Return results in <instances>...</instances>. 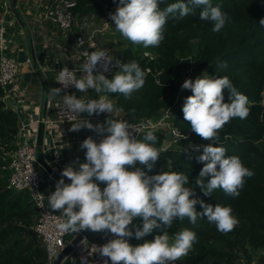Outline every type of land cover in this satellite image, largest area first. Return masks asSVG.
Returning a JSON list of instances; mask_svg holds the SVG:
<instances>
[{"label":"clouds","instance_id":"9594fccd","mask_svg":"<svg viewBox=\"0 0 264 264\" xmlns=\"http://www.w3.org/2000/svg\"><path fill=\"white\" fill-rule=\"evenodd\" d=\"M198 6H203L200 19L211 21L212 31L220 32L228 16L219 6L213 7L210 0L176 2L164 10L160 9L159 0H118L116 10L109 13V18L123 38L147 48L158 46L163 40L164 26L170 14L174 19H182ZM259 23L264 27V18ZM83 55L87 59L81 65L82 78L77 79L73 70L65 66L58 72L57 82L64 89L73 85L79 92L92 89L102 95L88 101L64 95L63 107L69 113L92 116L120 111L114 109L106 94H122L130 98L145 83V71L135 61L122 63L114 60L106 49ZM113 65L119 70L108 79L103 73L110 71ZM221 67H227L226 62ZM94 71L97 74L94 75ZM62 88H51L49 95L59 96ZM181 89L192 93L184 100L183 119L202 140L211 141L202 146V154L196 157L203 163L195 178L196 187L205 196L218 188L228 196H239L245 178L252 177L254 172L245 167L238 156L225 157L227 150L212 146V142L218 140L219 131L233 118H247L250 112L247 96L238 92L227 76L185 79ZM225 89L229 93L227 103L224 102ZM82 128L102 139L97 142L91 136L85 138L80 148L85 150L86 162L80 163L77 158L65 166L61 178L55 183V190L46 198L42 195L41 200L47 199V207L52 212L63 214L64 219L57 224L61 233L90 230L102 233L104 238L112 237L95 248L102 264H174L179 261L193 249L197 237L189 229L170 236L167 229L176 219L183 221L187 218L195 224L198 218H206L225 235L237 226L238 220L232 215L231 207L213 206L192 198L195 192L185 187L189 178L184 173L148 175L137 166L151 171L160 157V151L154 146L157 137L153 131H147L143 141L137 140L127 121L110 118L95 125L85 119L72 124L69 131L78 132ZM191 147L199 152L201 146ZM64 178L70 183H65ZM99 184L105 185L103 189ZM197 204L202 211L196 210ZM137 218L142 222L140 226L133 224ZM161 228L162 234L156 235L152 241L145 240L133 246L126 239L141 240L154 229Z\"/></svg>","mask_w":264,"mask_h":264},{"label":"trees","instance_id":"16d2710c","mask_svg":"<svg viewBox=\"0 0 264 264\" xmlns=\"http://www.w3.org/2000/svg\"><path fill=\"white\" fill-rule=\"evenodd\" d=\"M75 5L70 8L74 17L94 15L101 18L118 0H70ZM188 0H159L164 10L168 5ZM213 7L219 6L228 19L220 32H213V23L200 19L203 6L192 8L189 15L174 19L170 14L164 26L163 40L158 46L133 50L131 43L117 55L122 63L135 61L145 71V83L134 91L130 98L122 94H108L116 99L117 109L125 117L150 119L169 108L171 99L181 87L184 70L190 65L182 61L191 50L192 43H198L201 50L193 58L195 71L201 76H227L238 92L247 96L250 109L246 119L233 118L218 133V140L212 146H222L227 156H238L245 167L254 172L245 178L239 196L226 195L222 189H215L205 196L196 187L203 163L196 157L203 152V145L211 141L202 140L183 119L182 106L187 96L186 90L179 104L174 108L173 119L182 138L172 147L161 151L165 137H157L155 147L160 157L151 171L140 166L148 175L162 172H182L189 178L185 187L194 189L195 196L206 204L229 206L238 220L237 226L228 234L217 231L206 218H198L195 224L187 218L174 220L167 229L170 236L183 229L196 233L197 242L187 256L174 264H264V27L259 21L264 18V0H210ZM192 7L191 5H189ZM153 49L156 57H144L143 50ZM226 62L227 67H221ZM112 76L108 77L111 79ZM224 102H229V93L223 92ZM4 92L0 89V264H48L46 251L32 230L37 218L35 206L25 191L7 188L10 175L11 153L15 148V136L19 120L15 112L5 107ZM144 134L140 136L143 141ZM150 143V142H149ZM191 146H201L199 152ZM187 149V151H185ZM191 156V159H189ZM197 211H202L196 205ZM137 220L142 223L138 218ZM163 229L153 232L141 240L126 238L133 246L152 241Z\"/></svg>","mask_w":264,"mask_h":264},{"label":"crops","instance_id":"0c3cea01","mask_svg":"<svg viewBox=\"0 0 264 264\" xmlns=\"http://www.w3.org/2000/svg\"><path fill=\"white\" fill-rule=\"evenodd\" d=\"M9 2L11 7V0ZM68 2L74 1L18 0L17 8L15 10L11 9L14 12L9 11L7 13H3L0 7V20L4 21L5 29L3 53L13 58L19 65V73L16 80L10 86L8 93L5 92L2 100L6 108L16 113L20 126L21 124H27L28 132L34 139L36 138L37 125L33 123L40 117L46 101L45 119L49 122H53L55 119L54 106L60 100V95L53 97L49 95V92L51 88H58L55 82L56 63L63 67H77L79 63L76 56L74 36L79 32L78 23L81 17H75L72 29L65 32L61 31L56 23V13L63 10ZM2 4L3 0H0V6ZM15 14L18 15L20 22L16 20ZM92 16L94 18L93 25L91 28L83 30L85 36H91L100 46L102 40L106 39L116 43V48L121 49L118 51L126 49V46L122 47V41L117 39L116 29H114V32L110 30L103 34L97 31L103 16L99 19L94 15ZM104 37L106 38L103 39ZM32 50L35 62L32 59ZM34 64H36L37 68ZM75 95L78 99L88 101L94 98L98 99L102 93H95L92 89H88L87 92L77 91ZM106 95L112 101L114 109H117L116 99L108 94ZM108 118L122 120L128 117L115 110L112 113L94 114L92 116H88L86 113L80 114V121L87 119L94 125L103 123ZM71 126L68 124L54 127L46 126L45 129L44 146L40 155L43 156L46 163L57 174V180L61 178L62 169L77 158L80 163L86 162L85 150L80 148V144L89 136L94 140L97 137L94 132L85 128L78 132L69 131ZM47 178L48 174L46 173V177L43 178L44 183L41 186V192L46 197L50 193ZM64 179L65 183H70L67 178ZM99 186L103 189L105 185L99 184ZM56 213L63 216L61 212ZM136 225L140 226L141 223L137 220ZM76 234L69 233L67 239L71 241ZM93 235L95 240H90L93 242H101L104 238L102 233L93 232ZM86 238L88 239V237ZM67 259L62 264H76L73 258Z\"/></svg>","mask_w":264,"mask_h":264},{"label":"built area","instance_id":"2783aa9c","mask_svg":"<svg viewBox=\"0 0 264 264\" xmlns=\"http://www.w3.org/2000/svg\"><path fill=\"white\" fill-rule=\"evenodd\" d=\"M74 5V2H68L67 4H65V8L63 10L56 13L57 26L63 32L69 31L73 27L75 17L72 15L70 8H72ZM0 7L3 10V13L12 11L9 0H3V4ZM115 10V8H112L101 18L99 30H97L100 34L109 32L112 28L114 22L110 20L109 13H114ZM93 21L94 18L92 15H85L79 18V32H77L74 36L76 56L79 63L77 67H66L70 71L73 70V72L77 76V79L82 78V76L84 75V73L80 69L82 63L87 59V57L83 55V53L85 52L91 53L92 51L106 49L108 50V55L112 56L114 60H117V55H112L111 49L103 48L98 43H96L91 36H85L83 30L85 31L87 28H91V26L93 25ZM0 30H2V32H0V89H2L5 94V92L8 93L10 86L16 80V77L19 73V65L13 58L3 53L5 38L3 20H0ZM97 31L95 30V32ZM56 65L55 82L58 88H62V85L57 82L56 78L58 76V72L61 70V68H63V66H60L58 63H56ZM118 70V66L113 65L110 66V71L104 72L103 74L107 78L113 76ZM93 74L95 75L97 73L94 71ZM77 91L78 90L75 89L73 85H69L66 89L62 88L60 100L54 106V121L49 122L46 119L42 120L41 117H38V119H36L33 124L37 125L39 123H43L46 128V126L54 127L78 123L80 121V114L77 115L69 113L63 107L64 95L68 94L76 97L75 93ZM180 91L181 87L177 95H179ZM176 105V103H172L169 108L163 110L157 117L154 118H142L137 120L128 117L122 120L127 121L130 128L129 130L133 133L137 140L140 139V136L142 134L151 130L154 133H161L165 137L164 140H167L169 142V146H171L172 144H176L178 140L182 138L179 130L174 127L173 124L175 115L174 108ZM35 139L28 132L27 124H21V126H18L15 136L16 149L11 153L9 164L10 175L7 181V188L18 192L25 191L29 194L37 212L36 222L32 227V230L46 251L47 263L52 264L56 256L69 244L70 241L67 239L69 233H61L57 229V224L61 222L64 217L48 209L46 199L41 200L42 195L45 198L46 196L41 192V186L44 183V180L39 176L38 172L35 169V164H38V152L35 147ZM100 139H102V137L97 136L95 141L99 142ZM47 182L49 183L48 187L49 192L51 193L55 190L56 180L52 178L51 175H48ZM41 204H43L44 206L41 207ZM133 224H137V219L133 221ZM110 238L112 237L103 238L101 242H93L85 237L73 248L72 252L67 258H73L76 264H102V258L99 257L98 254H96L95 248L97 245L104 244L106 242V239Z\"/></svg>","mask_w":264,"mask_h":264},{"label":"rangeland","instance_id":"374dc122","mask_svg":"<svg viewBox=\"0 0 264 264\" xmlns=\"http://www.w3.org/2000/svg\"><path fill=\"white\" fill-rule=\"evenodd\" d=\"M116 7H117V4H114L112 8L116 9ZM114 29H115V27H114V24H113L112 28L110 29L111 32H114ZM116 37H117V39H120L122 41V47H125V46L127 47V46H129L131 44V42L128 41L127 39L123 38L121 36V34L117 30H116ZM105 38L106 37H104L103 39H105ZM101 46L103 48L112 49V52H111L112 55L117 54V53L119 54L120 52L123 51V50L122 51H118V50H121V49H117L116 48L117 47L116 43H113L111 41H107L106 39L102 40ZM118 47H120V46H118ZM132 49L133 50H140L141 49V45L132 46ZM200 50H201V48H200L198 43H192L190 52L184 58H182V61H189L190 65L188 66V68L186 70H184V73L182 74L181 85H182V83H183V81L185 79L195 80V78L200 77L203 74V72L195 71L194 61H193V58L196 57L199 54ZM141 51H142V49H141ZM143 54H144V57H148L149 59H153V58H155L157 56L156 53L151 48L143 50ZM185 92H186V90H182L181 89L179 95L173 97L170 100L171 104L172 103L173 104H175V103L179 104V102L181 101V99L184 96ZM263 98H264V89H263ZM173 146H175V144H172V147ZM35 169H36V171L38 172L39 176L42 179L46 177V173L44 172V169L41 168L38 164H35ZM88 240H95L93 232H91L88 235ZM67 261H68V259H67Z\"/></svg>","mask_w":264,"mask_h":264},{"label":"water","instance_id":"95a60500","mask_svg":"<svg viewBox=\"0 0 264 264\" xmlns=\"http://www.w3.org/2000/svg\"><path fill=\"white\" fill-rule=\"evenodd\" d=\"M17 1L18 0H11V9L15 10L17 8ZM16 19L18 22H20V19L18 15L16 14ZM32 59L35 62V57L33 54L32 50ZM35 67L37 68L36 64H34ZM46 107H47V101L45 102V105L41 111L40 117L42 120H45L46 118ZM45 125L43 123L37 124V129H36V139H35V147L38 152L37 156V163L38 165L44 169V171L48 174L51 175L52 178H54L56 181V173L53 171V169L46 163L44 160L43 156L40 155V152L43 149V141H44V133H45ZM169 147V142L167 140H164L162 145H161V151H165ZM90 230H83L79 234H77L70 242L69 244L56 256L52 264H62L64 260L69 256V254L72 252L73 248L83 240V238L88 237L90 234Z\"/></svg>","mask_w":264,"mask_h":264}]
</instances>
